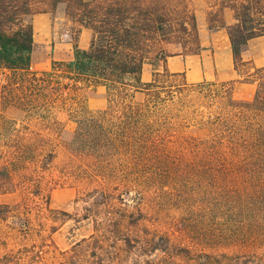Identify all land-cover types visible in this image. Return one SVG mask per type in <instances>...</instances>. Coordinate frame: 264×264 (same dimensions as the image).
Masks as SVG:
<instances>
[{
	"label": "trees",
	"instance_id": "obj_1",
	"mask_svg": "<svg viewBox=\"0 0 264 264\" xmlns=\"http://www.w3.org/2000/svg\"><path fill=\"white\" fill-rule=\"evenodd\" d=\"M162 1L0 0V225L32 220L22 210L33 201L50 222L35 231L22 222L15 233L30 246L0 264H264V68L243 58L264 36V0H217L208 20L227 30L237 82L257 85L251 101L238 100L232 82L184 94V76L166 61L142 82L148 61L166 57L153 42L165 31ZM59 6L78 32L91 31L90 45L75 41L71 60L34 72L32 17ZM192 28L199 43L194 18ZM99 86L104 110L76 102ZM65 157L83 170L72 180L76 214L51 209L42 188ZM12 194L17 204L2 201ZM70 220L92 230L60 249L53 235Z\"/></svg>",
	"mask_w": 264,
	"mask_h": 264
},
{
	"label": "rangeland",
	"instance_id": "obj_2",
	"mask_svg": "<svg viewBox=\"0 0 264 264\" xmlns=\"http://www.w3.org/2000/svg\"><path fill=\"white\" fill-rule=\"evenodd\" d=\"M163 7H165L167 14L164 16L166 19L165 31L160 37L154 40V44L160 48L165 59L160 58L156 61H148L145 65L150 70L161 69L163 61H167L168 57L177 54H190V51L200 47L198 51L194 54L201 52L202 48L195 38V34L192 28L193 18L195 19L196 27L198 29V15L201 13L207 14V20H209L212 15L218 14L219 10L217 0H163ZM213 15V16H214ZM43 16H48L49 28L48 30H35L34 35V53L32 58V71L42 72L50 70L53 61H69L73 57V42H77L81 48L89 47L92 38V33L90 30L82 29L78 32V27L69 20L64 12L63 6H59L54 13H38L32 17L34 20ZM200 16V15H199ZM228 15L225 13V18ZM215 18V17H213ZM221 16L219 15L217 22H220ZM228 18V17H227ZM43 26L47 25V22H43ZM186 27V30L184 29ZM248 61L247 59H244ZM239 77L235 80L233 85L234 96L238 100L251 101L255 95L257 85L252 82H237ZM182 78H178L173 84V95L175 98L179 97L180 93L177 85L182 83ZM188 87L185 88L184 94H191L196 96L198 89L194 87L200 83H189ZM3 83V77H0V84ZM201 83H231L230 82H220V81H204ZM216 89V88H215ZM219 89V88H217ZM187 92V93H186ZM171 95V94H170ZM76 102L79 104H86L91 112L96 113L102 111L106 107V88L99 86L97 88L84 90L82 93L76 97ZM69 114L66 111H62L58 115V120L64 124V127L73 128L74 122L69 118ZM26 123L32 122L25 121ZM23 122V123H25ZM0 138H2L0 136ZM76 160H69L66 157L64 159L58 160L54 165V170L49 177H46L42 188L45 189L46 194L48 193L50 198V207L53 210L65 211L68 213L76 214L78 213L75 200L77 197V190L72 180L76 176H80L83 173L82 166ZM2 201L8 204H17L19 198L16 194L7 195L2 197ZM42 202L33 201L30 205L25 206L22 211L25 214H34V218L31 220L28 217H21L15 220L13 223L9 222L7 224L0 225V256L3 254L14 253L18 250H22L25 246H30L31 240L25 241L21 236L17 235L16 230H21V224L30 223L29 226L32 231H35L38 225H44L47 230V226L50 222H46L42 217H40L39 205ZM42 214L44 211L42 209ZM92 230V225L88 221L82 222L81 224L75 225V223L70 220L61 230L53 235V240L56 242L60 249H66L70 244L81 238L84 235L90 234ZM33 239V238H32Z\"/></svg>",
	"mask_w": 264,
	"mask_h": 264
},
{
	"label": "crops",
	"instance_id": "obj_3",
	"mask_svg": "<svg viewBox=\"0 0 264 264\" xmlns=\"http://www.w3.org/2000/svg\"><path fill=\"white\" fill-rule=\"evenodd\" d=\"M225 13L228 15L225 18ZM200 15V16H199ZM198 15V33L201 52L198 54H177L168 57L165 68L171 74H182L189 83L204 81L236 82L238 77L234 69V60L227 30L225 27L209 29L207 14ZM224 21L227 25L233 22L232 11L224 10ZM48 16L34 20L35 30H48ZM43 22H47L45 27ZM81 48V47H80ZM83 47L82 49H87ZM243 58L252 61L257 68H264V36L249 41ZM162 69V68H161ZM153 70L146 66L143 68L141 80L143 83L152 81ZM239 79V78H238Z\"/></svg>",
	"mask_w": 264,
	"mask_h": 264
}]
</instances>
